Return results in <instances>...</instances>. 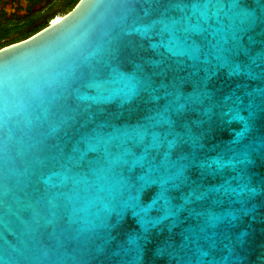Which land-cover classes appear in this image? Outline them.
<instances>
[{"label":"water","instance_id":"95a60500","mask_svg":"<svg viewBox=\"0 0 264 264\" xmlns=\"http://www.w3.org/2000/svg\"><path fill=\"white\" fill-rule=\"evenodd\" d=\"M0 264H264V0H79L0 50Z\"/></svg>","mask_w":264,"mask_h":264},{"label":"flooded vegetation","instance_id":"af4514ba","mask_svg":"<svg viewBox=\"0 0 264 264\" xmlns=\"http://www.w3.org/2000/svg\"><path fill=\"white\" fill-rule=\"evenodd\" d=\"M74 0H0V50L22 42L67 14ZM78 3V2H77Z\"/></svg>","mask_w":264,"mask_h":264},{"label":"trees","instance_id":"16d2710c","mask_svg":"<svg viewBox=\"0 0 264 264\" xmlns=\"http://www.w3.org/2000/svg\"><path fill=\"white\" fill-rule=\"evenodd\" d=\"M79 0H74L73 2H72V6H71V8H73L76 4H77V2H78Z\"/></svg>","mask_w":264,"mask_h":264},{"label":"rangeland","instance_id":"374dc122","mask_svg":"<svg viewBox=\"0 0 264 264\" xmlns=\"http://www.w3.org/2000/svg\"><path fill=\"white\" fill-rule=\"evenodd\" d=\"M71 6H72V5H70V7H69V10H71V9H72V8H71Z\"/></svg>","mask_w":264,"mask_h":264},{"label":"built area","instance_id":"2783aa9c","mask_svg":"<svg viewBox=\"0 0 264 264\" xmlns=\"http://www.w3.org/2000/svg\"><path fill=\"white\" fill-rule=\"evenodd\" d=\"M55 20H56V19H55ZM55 20H54V21H55ZM54 21H53V22H54Z\"/></svg>","mask_w":264,"mask_h":264},{"label":"bare ground","instance_id":"6f19581e","mask_svg":"<svg viewBox=\"0 0 264 264\" xmlns=\"http://www.w3.org/2000/svg\"><path fill=\"white\" fill-rule=\"evenodd\" d=\"M59 20V19H58Z\"/></svg>","mask_w":264,"mask_h":264}]
</instances>
